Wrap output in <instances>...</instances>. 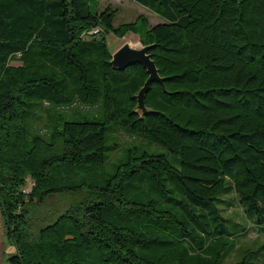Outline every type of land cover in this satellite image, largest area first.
I'll return each mask as SVG.
<instances>
[{"label":"trees","instance_id":"16d2710c","mask_svg":"<svg viewBox=\"0 0 264 264\" xmlns=\"http://www.w3.org/2000/svg\"><path fill=\"white\" fill-rule=\"evenodd\" d=\"M136 1L163 20L115 25L119 10L101 9L100 0H0V212L16 247L9 261L264 264V248L254 251L258 260H227L239 240L226 220L238 218L223 213L238 201L264 225V0ZM108 29L153 45L164 79L152 83L144 115L136 94L148 71L111 64ZM100 102L102 118L29 135V113L41 119V110L50 117L61 105ZM113 124L141 147L110 172ZM61 193L76 198L34 232L32 210Z\"/></svg>","mask_w":264,"mask_h":264},{"label":"rangeland","instance_id":"374dc122","mask_svg":"<svg viewBox=\"0 0 264 264\" xmlns=\"http://www.w3.org/2000/svg\"><path fill=\"white\" fill-rule=\"evenodd\" d=\"M108 5H111L113 8L119 10L114 21L115 25L122 22L135 21L142 15L147 17L149 24H154L163 20V18L155 11L149 9L147 6L136 0H100L99 2V7L101 9ZM106 35L112 52L126 41L137 42L139 40V36H137L134 32H128L124 36L119 37L115 33L107 30ZM14 63H17V61ZM41 111L45 112V115L41 116V119H39L34 113L28 114L27 126L29 129V135L33 132L42 131L46 134V136H48L52 123H56L58 121L59 123H62L66 119H81L83 117L102 118L103 104L100 102L97 104L82 105L81 107L76 106V104L70 106L61 105L53 110V115L50 117L47 116L46 110ZM49 118L52 121H49ZM116 127L117 124H113L108 127L107 130V146H109L107 169L110 172L114 171L116 165L126 158L129 153V148H133L136 144L141 147V141L139 138L130 136L129 133L122 129L117 131ZM115 143L119 146L117 148H112ZM153 148L167 151V148L164 145L156 142L153 144ZM133 151H136V148H133ZM169 157L173 163L177 164V160L173 154H169ZM30 182L31 179L28 178L27 184L30 185ZM231 195L234 196L235 193L232 192ZM75 198L74 194H55L50 196L43 205L34 208L36 209V212L32 210V218L30 222L33 231L36 232L37 228L45 222V219L41 217H47V215L50 214H58L59 212L65 210ZM223 213L226 216H235L238 218H228L226 221L229 230L236 232L235 237L239 240L238 244H241V247H238L237 244L236 252L229 254L231 256L227 258V260H238L242 258L258 260V258L254 255V251L256 249L264 248V225L257 224L248 217L244 216L242 207L238 201L231 206L223 205ZM233 250L229 253H232ZM15 251L16 247L12 239L9 238L6 233L4 218L0 212V264H12L9 261V255Z\"/></svg>","mask_w":264,"mask_h":264},{"label":"water","instance_id":"95a60500","mask_svg":"<svg viewBox=\"0 0 264 264\" xmlns=\"http://www.w3.org/2000/svg\"><path fill=\"white\" fill-rule=\"evenodd\" d=\"M152 46V44H144L140 39L137 42L126 41L112 52V58L110 61L114 67L119 69H123L126 66L137 62L141 63L147 69L148 78L136 94L137 105L135 110L141 115H144L149 111V108L145 103V98L152 83L154 81L163 82L164 79L160 76L157 65L152 58V54L149 52Z\"/></svg>","mask_w":264,"mask_h":264},{"label":"built area","instance_id":"2783aa9c","mask_svg":"<svg viewBox=\"0 0 264 264\" xmlns=\"http://www.w3.org/2000/svg\"><path fill=\"white\" fill-rule=\"evenodd\" d=\"M93 31H95V32H96V31H98V29H94Z\"/></svg>","mask_w":264,"mask_h":264}]
</instances>
